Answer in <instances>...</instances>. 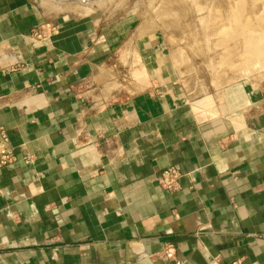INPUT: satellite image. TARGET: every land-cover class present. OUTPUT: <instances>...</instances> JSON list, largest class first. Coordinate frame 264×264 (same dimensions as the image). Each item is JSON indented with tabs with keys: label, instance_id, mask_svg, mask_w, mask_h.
Wrapping results in <instances>:
<instances>
[{
	"label": "crops",
	"instance_id": "obj_1",
	"mask_svg": "<svg viewBox=\"0 0 264 264\" xmlns=\"http://www.w3.org/2000/svg\"><path fill=\"white\" fill-rule=\"evenodd\" d=\"M46 1L0 0V127L16 155L0 169V264H175L167 245L181 264H264L262 86L194 95L134 15ZM128 39L146 79L111 100L102 76ZM169 167L174 191L157 183Z\"/></svg>",
	"mask_w": 264,
	"mask_h": 264
},
{
	"label": "rangeland",
	"instance_id": "obj_2",
	"mask_svg": "<svg viewBox=\"0 0 264 264\" xmlns=\"http://www.w3.org/2000/svg\"><path fill=\"white\" fill-rule=\"evenodd\" d=\"M46 2L60 12L70 9L76 14L95 15L109 22L134 15L139 23L138 33H156L168 46L180 84L194 95L209 93L236 80H249L264 87V0H234V9L232 0ZM224 9L228 11L224 12ZM240 22H246V27L242 28ZM252 36L260 37L259 58L249 49L248 40ZM108 69L102 77H106V84H103L111 100L139 92L140 83L146 79L131 39H128L124 51L112 56Z\"/></svg>",
	"mask_w": 264,
	"mask_h": 264
},
{
	"label": "built area",
	"instance_id": "obj_3",
	"mask_svg": "<svg viewBox=\"0 0 264 264\" xmlns=\"http://www.w3.org/2000/svg\"><path fill=\"white\" fill-rule=\"evenodd\" d=\"M55 28L52 27L51 24H45L40 28L36 29L32 32V36L35 39L40 41H44L48 35L46 32H54ZM262 93L264 97V87L262 88ZM16 159V155L13 151V148L9 144V139L6 131L0 127V169L8 166L9 164L13 163ZM182 177V173L175 167H169L162 170L158 177L157 183L160 187L167 191H174L179 188V180ZM162 256L167 261H172L175 264H181L179 261L176 260L175 257V248L172 245H167L163 252ZM235 264V263H234Z\"/></svg>",
	"mask_w": 264,
	"mask_h": 264
},
{
	"label": "bare ground",
	"instance_id": "obj_4",
	"mask_svg": "<svg viewBox=\"0 0 264 264\" xmlns=\"http://www.w3.org/2000/svg\"><path fill=\"white\" fill-rule=\"evenodd\" d=\"M179 1V0H178ZM229 1V0H228ZM233 2H232V8H233V4H234V0H232ZM175 2V1H174ZM177 2V1H176ZM183 2V1H182ZM225 2V1H224ZM228 3V2H227ZM236 3V2H235ZM173 4V3H172ZM184 4L185 3H183V6H184ZM221 4V3H220ZM226 4V3H225ZM230 5H231V3H229ZM197 5V4H196ZM200 5V4H199ZM199 5H197V6H199ZM219 5V4H218ZM222 5H224L223 3H222ZM236 5V4H235ZM235 5H234V7H235ZM179 6V5H178ZM192 6V5H191ZM217 6V5H216ZM225 6V5H224ZM224 6H219V7H221V8H223ZM254 6V5H253ZM174 7V6H173ZM218 7V6H217ZM179 8V7H178ZM177 8V9H178ZM183 9H184V7H182ZM205 8V7H204ZM220 8V9H221ZM227 8V7H226ZM225 8V9H226ZM232 8H230V11H231V9ZM240 8H241V5H240ZM240 8H239V10H240ZM89 9V8H88ZM181 9V8H180ZM199 9V8H198ZM197 9V10H198ZM218 9V8H217ZM224 9V10H225ZM234 9V8H233ZM233 9H232V11H233ZM179 10V9H178ZM228 10H229V8H228ZM228 10H225L224 12H226V11H228ZM186 11H188V10H186ZM202 11V10H201ZM218 11V10H217ZM229 11V14L231 15V13L232 12H230ZM247 11V10H246ZM249 11V10H248ZM176 12V11H175ZM191 12V11H190ZM214 12V11H213ZM183 14H184V12H182ZM222 13H223V10H222ZM221 13V16H223V14ZM190 14V13H189ZM192 14V13H191ZM227 15V14H226ZM220 16V17H221ZM226 17H228V16H226ZM231 17H232V19H233V16L231 15ZM230 18V17H229ZM234 18H236V17H234ZM262 18H263V16H262ZM197 21V20H196ZM231 21H235V19H233V20H231ZM242 21V20H241ZM232 23V22H231ZM245 24H246V22H244V23H242V22H240V26L242 27V28H245L246 26H245ZM171 25V24H170ZM225 25H230V23L228 24V23H226ZM247 25V24H246ZM239 27V26H238ZM248 42H249V49H250V52H251V54L253 55V56H255V57H257V58H259L260 56H259V54H258V52H259V49H260V37H250V39L248 40ZM248 58V57H247ZM143 76V75H142ZM141 75H140V77H142ZM136 77H137V75H136ZM139 77V76H138ZM137 77V78H138ZM145 77V76H144ZM123 88V87H122ZM119 91V90H118ZM115 95H116V93H115Z\"/></svg>",
	"mask_w": 264,
	"mask_h": 264
},
{
	"label": "water",
	"instance_id": "obj_5",
	"mask_svg": "<svg viewBox=\"0 0 264 264\" xmlns=\"http://www.w3.org/2000/svg\"><path fill=\"white\" fill-rule=\"evenodd\" d=\"M48 1V0H47ZM50 1H55V0H50ZM70 1H73V2H76V3H82V4H87L89 2H92V1H97V0H70ZM46 6H50L48 3H46ZM54 8V7H53ZM57 11V10H56ZM60 13V11H57Z\"/></svg>",
	"mask_w": 264,
	"mask_h": 264
}]
</instances>
